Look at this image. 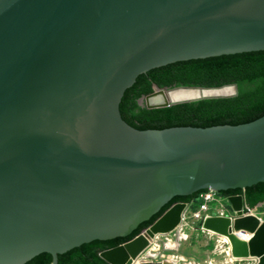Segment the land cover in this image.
Wrapping results in <instances>:
<instances>
[{"label": "water", "instance_id": "water-1", "mask_svg": "<svg viewBox=\"0 0 264 264\" xmlns=\"http://www.w3.org/2000/svg\"><path fill=\"white\" fill-rule=\"evenodd\" d=\"M264 50V0H0V264H26L130 235L173 197L264 183V116L236 126L137 130L121 117L137 77L177 62ZM140 98L147 109L170 107ZM175 89V88H174ZM145 100V105L142 102ZM193 200V199H192ZM211 217L231 256L264 264V221ZM178 202L139 235L100 253L140 258L173 232ZM252 234L248 241L235 234Z\"/></svg>", "mask_w": 264, "mask_h": 264}, {"label": "trees", "instance_id": "trees-1", "mask_svg": "<svg viewBox=\"0 0 264 264\" xmlns=\"http://www.w3.org/2000/svg\"><path fill=\"white\" fill-rule=\"evenodd\" d=\"M235 85L237 94L231 98L203 99L170 107L147 109L138 104L140 98L159 89L221 88ZM122 119L137 130H162L174 127L207 128L236 126L264 116V50L247 51L206 59L177 62L156 68L137 77L121 99ZM173 197L148 221L141 223L126 237L94 241L58 255L59 264H107L100 253L130 241L151 226L165 211L178 202L188 203L200 193ZM241 189L219 192L240 193ZM245 202L254 207L264 202V183L244 189ZM51 254L44 253L26 264H52Z\"/></svg>", "mask_w": 264, "mask_h": 264}, {"label": "rangeland", "instance_id": "rangeland-1", "mask_svg": "<svg viewBox=\"0 0 264 264\" xmlns=\"http://www.w3.org/2000/svg\"><path fill=\"white\" fill-rule=\"evenodd\" d=\"M144 105L145 100L142 102V106ZM258 214L264 221V202L258 209ZM208 234L206 231L201 232L197 224L188 223L183 230L158 236L141 258L169 264H247L235 260L230 263L224 252L227 244L218 236Z\"/></svg>", "mask_w": 264, "mask_h": 264}, {"label": "built area", "instance_id": "built-area-1", "mask_svg": "<svg viewBox=\"0 0 264 264\" xmlns=\"http://www.w3.org/2000/svg\"><path fill=\"white\" fill-rule=\"evenodd\" d=\"M240 197L242 201L241 205V216H255L259 217L258 209L261 207L262 203L257 204L254 207H249L245 202L244 191H241L237 194L232 195H223L221 193H211L205 194L201 197L191 200L185 204V210L181 215V222L175 230H183L188 223L197 224V227L201 232H205L202 228V223L205 219L211 217H225L230 219L231 221L237 217V211H234L231 203L229 202L230 197ZM174 230V231H175ZM207 231V230H206ZM210 231L206 232L208 234ZM213 234V232H210ZM210 235V234H208ZM214 235H218L215 234ZM239 239L248 241L252 234H249L245 231H240L235 234ZM213 236V235H210ZM225 237V236H224ZM247 237V238H246ZM227 238V237H226ZM228 239V238H227ZM238 261V260H237ZM242 262H246L247 264L252 263L250 260H241Z\"/></svg>", "mask_w": 264, "mask_h": 264}, {"label": "bare ground", "instance_id": "bare-ground-1", "mask_svg": "<svg viewBox=\"0 0 264 264\" xmlns=\"http://www.w3.org/2000/svg\"><path fill=\"white\" fill-rule=\"evenodd\" d=\"M233 91H234L233 87H225V88H222L219 90H197V89L175 88V89H171V90L156 91L151 97H149L146 100V102L148 103V105H160V104L169 103V102H173V101L195 99L198 97H207V96H216V95H230L233 93ZM206 232H208V231H206ZM209 234H212V233L209 232ZM212 235H214V233ZM216 236H218L220 239H222L227 244L228 247L224 252L227 254V256L229 258V262L232 263L234 260L236 262H238V261L241 262V260L235 259L231 256V246H230L229 240L222 235H216ZM157 237L158 236L153 238V242ZM140 259L143 260L142 258H140ZM162 264H169V263L164 262ZM251 264H254L253 261Z\"/></svg>", "mask_w": 264, "mask_h": 264}]
</instances>
